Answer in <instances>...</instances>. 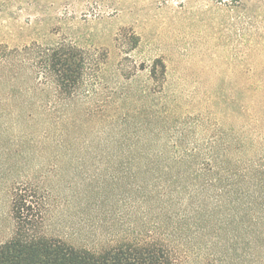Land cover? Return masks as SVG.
<instances>
[{"label":"trees","instance_id":"trees-1","mask_svg":"<svg viewBox=\"0 0 264 264\" xmlns=\"http://www.w3.org/2000/svg\"><path fill=\"white\" fill-rule=\"evenodd\" d=\"M31 43L0 44V264H264V83L233 89L198 142L172 135L160 99L97 142L71 99L85 50Z\"/></svg>","mask_w":264,"mask_h":264},{"label":"rangeland","instance_id":"rangeland-1","mask_svg":"<svg viewBox=\"0 0 264 264\" xmlns=\"http://www.w3.org/2000/svg\"><path fill=\"white\" fill-rule=\"evenodd\" d=\"M57 39L87 55L71 99L83 102L79 133L97 142L125 122L135 132L159 99L167 105L155 110L172 135L198 142L216 118L226 120L233 89L239 98L241 88L264 83V0H0V44ZM8 227L0 223V242Z\"/></svg>","mask_w":264,"mask_h":264}]
</instances>
